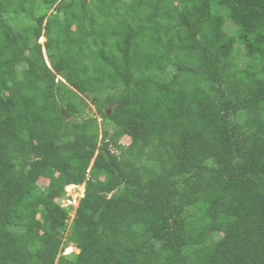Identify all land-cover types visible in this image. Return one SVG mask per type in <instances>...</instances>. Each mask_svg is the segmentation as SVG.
<instances>
[{
  "label": "trees",
  "instance_id": "trees-1",
  "mask_svg": "<svg viewBox=\"0 0 264 264\" xmlns=\"http://www.w3.org/2000/svg\"><path fill=\"white\" fill-rule=\"evenodd\" d=\"M0 264H264V0H0Z\"/></svg>",
  "mask_w": 264,
  "mask_h": 264
},
{
  "label": "rangeland",
  "instance_id": "rangeland-1",
  "mask_svg": "<svg viewBox=\"0 0 264 264\" xmlns=\"http://www.w3.org/2000/svg\"><path fill=\"white\" fill-rule=\"evenodd\" d=\"M225 31L231 35H235L236 34V30L234 28V26L230 23V22H226L225 24ZM44 41V39L40 40V43H42ZM83 190L84 187L83 186H79V187H68L66 189V199H64L62 201L64 206L67 205H71L74 208L77 207L78 204V200L82 197L83 195ZM76 250L75 249H71V248H66L64 251V254L68 255V254H73ZM77 252V251H76Z\"/></svg>",
  "mask_w": 264,
  "mask_h": 264
},
{
  "label": "water",
  "instance_id": "water-1",
  "mask_svg": "<svg viewBox=\"0 0 264 264\" xmlns=\"http://www.w3.org/2000/svg\"><path fill=\"white\" fill-rule=\"evenodd\" d=\"M88 111H89L90 113H92V112H93V109L90 107V108L88 109ZM62 115H63L67 120L70 119L69 115H67L64 111H62Z\"/></svg>",
  "mask_w": 264,
  "mask_h": 264
},
{
  "label": "clouds",
  "instance_id": "clouds-1",
  "mask_svg": "<svg viewBox=\"0 0 264 264\" xmlns=\"http://www.w3.org/2000/svg\"><path fill=\"white\" fill-rule=\"evenodd\" d=\"M92 108V107H91ZM93 109V108H92ZM90 113V112H89Z\"/></svg>",
  "mask_w": 264,
  "mask_h": 264
}]
</instances>
